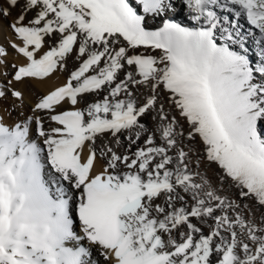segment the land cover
Masks as SVG:
<instances>
[{"label":"snow or ice","instance_id":"obj_1","mask_svg":"<svg viewBox=\"0 0 264 264\" xmlns=\"http://www.w3.org/2000/svg\"><path fill=\"white\" fill-rule=\"evenodd\" d=\"M14 8V80L77 66L0 122V264H264V0Z\"/></svg>","mask_w":264,"mask_h":264},{"label":"bare ground","instance_id":"obj_2","mask_svg":"<svg viewBox=\"0 0 264 264\" xmlns=\"http://www.w3.org/2000/svg\"><path fill=\"white\" fill-rule=\"evenodd\" d=\"M18 12H19V9L14 8L12 9V14L8 17L5 18L4 16L0 15V47H3L4 49H7V51H9L8 56H11L14 59L23 63V61L26 58L20 53L17 54V53L12 52V49L9 46V42H12L13 39H16L15 43H18V44L22 43L21 41H19L18 38L14 37V32L9 27L10 23L15 19ZM31 15L32 14L29 13V16ZM150 23L152 22L150 21ZM155 23H158V21ZM240 23L244 26L245 29L248 27L244 19H241ZM249 44H251V41H249ZM47 48H48V44L45 43L41 52L46 50ZM0 61H2V63H0V80H1L0 89L4 90L6 93L4 97H0V122H3L7 126H13L14 124L19 123L22 120H24L26 117L33 115L34 114L33 108H34L35 103L44 94L42 91L62 81H63V84H65L67 82V78L70 72L73 70L74 67L77 66L73 57L70 56L67 59L66 69H57L53 73H51L48 77L22 78L21 81L10 79L11 83H9V80H6V76H7V73H9V71L15 65L10 64L9 60H7L5 55L0 56ZM11 90L20 91L23 97L22 100L17 99L16 97H13L11 95ZM63 107L66 108V107H69V105L65 104L63 105ZM36 115H44V114L36 113ZM145 120L149 124L151 123V121L148 120V118H145ZM45 126L46 127L48 126L47 119H45ZM185 129H187L186 124H185ZM32 138L37 139L38 142L42 143V140L36 137L35 135H33ZM105 139H108V137H105ZM99 144H100V141L98 140L97 145L99 146ZM197 145H199V138H197ZM112 147L122 152L124 151V148H127V143L124 144V148H121L120 146L115 145V144H112ZM86 153H87V148H85V155ZM102 164H103V161L98 159L96 162L94 171L101 170ZM215 169H216V165L213 164L211 168L209 169V174L211 175L212 171ZM47 171H48V168L46 167L45 172ZM76 230L79 231L78 223L76 225ZM205 231H207L206 228H205ZM68 246H72V243L70 242ZM84 246L90 247L91 252H92L91 260L95 262V264H113L112 261L104 259V257L101 255V249L98 245H91L90 242L85 240Z\"/></svg>","mask_w":264,"mask_h":264},{"label":"rangeland","instance_id":"obj_3","mask_svg":"<svg viewBox=\"0 0 264 264\" xmlns=\"http://www.w3.org/2000/svg\"><path fill=\"white\" fill-rule=\"evenodd\" d=\"M14 37H16L17 38V36L14 34ZM15 40L16 39H13V41L12 42H9V46L11 47V43H15ZM20 41V40H19ZM16 44H18V43H16ZM11 49H12V52H14V53H17L18 54V52L15 50V49H13L12 47H11ZM47 50V49H46ZM5 51H6V54H5V56H6V58H7V60H9V62H10V64H12V65H15V67H12V69L9 71V73H7V76H6V80H9V81H11V80H14V74H15V71H16V69L19 67V66H21V65H23L24 63L26 64L27 63V58L23 61V63L22 62H20V61H18V60H16V59H14L13 57H11V56H8V53H9V51H7V49H5ZM11 51V50H10ZM16 51V52H15ZM26 61V62H25ZM11 79V80H10ZM1 81V80H0ZM62 84H63V81L62 82H59V83H57V84H54V85H52V86H50L49 88H47V89H45L44 91H42L44 94L43 95H46L48 92H50L51 90H54L56 87H57V85H58V87L59 86H62ZM54 86V87H53ZM48 92H47V91ZM46 92V93H45Z\"/></svg>","mask_w":264,"mask_h":264}]
</instances>
